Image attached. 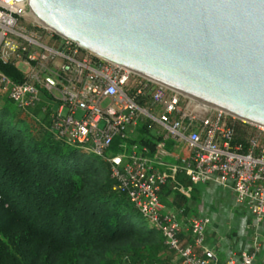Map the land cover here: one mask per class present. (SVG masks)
<instances>
[{"label":"built area","instance_id":"built-area-1","mask_svg":"<svg viewBox=\"0 0 264 264\" xmlns=\"http://www.w3.org/2000/svg\"><path fill=\"white\" fill-rule=\"evenodd\" d=\"M28 15L17 1L0 0V66L22 74L16 81L0 69V91L23 111L38 104L40 88L56 100L48 129L110 163L115 188L159 230L174 252L172 264H254L256 245L222 263L199 255L195 249L203 245L208 218H186L183 208L164 211L160 192L168 181L186 194L196 183L213 180L230 187L236 201L264 222V127L239 120L245 128L237 131L234 117L106 61L48 28L27 24ZM146 93L149 100L140 105L137 98ZM152 123L186 150L167 172L154 170L153 160L135 143L129 154L107 155L117 135ZM179 173L187 184L176 179Z\"/></svg>","mask_w":264,"mask_h":264},{"label":"trees","instance_id":"trees-1","mask_svg":"<svg viewBox=\"0 0 264 264\" xmlns=\"http://www.w3.org/2000/svg\"><path fill=\"white\" fill-rule=\"evenodd\" d=\"M0 69L22 81L15 67ZM39 92L23 111L0 91V264H172L159 230L115 188L110 163L48 129L57 102ZM131 142L117 135L107 155Z\"/></svg>","mask_w":264,"mask_h":264},{"label":"water","instance_id":"water-1","mask_svg":"<svg viewBox=\"0 0 264 264\" xmlns=\"http://www.w3.org/2000/svg\"><path fill=\"white\" fill-rule=\"evenodd\" d=\"M13 1L94 55L264 127V0Z\"/></svg>","mask_w":264,"mask_h":264},{"label":"crops","instance_id":"crops-1","mask_svg":"<svg viewBox=\"0 0 264 264\" xmlns=\"http://www.w3.org/2000/svg\"><path fill=\"white\" fill-rule=\"evenodd\" d=\"M151 125L156 127L157 130L148 129V127L144 125V127L141 128L143 130H138L137 127V131L133 132L132 130L131 132L124 134V136L139 140L138 143L145 149L146 156L153 160L154 170L167 172L169 169L168 166L175 163L177 157L186 155V150L181 144L176 143L175 141H173L172 148H168L164 141V136H161V132H159L165 131L154 123ZM161 148H163V151H161ZM155 153H158L159 160L153 159L154 156H156ZM161 153L163 156H161ZM176 179L182 184H187L188 181L181 173L176 175ZM170 184L171 182L168 181L163 187L164 189L161 190L160 201L163 205L164 211L174 208H183L186 217L199 216L206 217L209 220L204 232L203 245L202 247L195 249L199 255H204V257H214L219 263H222L229 258H235L240 252H249L253 250V246L256 245L258 246V251L255 254L254 264H264V222H258L255 220L249 210L243 204L236 201L235 194L230 187H223L213 180L198 182L193 185L191 196L187 198L184 194L179 192L176 193L172 189H168ZM213 199H216V201L233 202L236 208L238 207L245 210L247 213V217L244 221L246 228L248 230L254 227L256 229L260 228L262 231L260 232L259 237L255 238V240L253 236L246 239L244 236L242 237L241 235H238V230L233 228H229L222 233H216L215 230H211L209 227L211 222L206 212L209 203ZM179 201H181V203H179ZM177 204L180 205L177 206ZM209 230L211 231V239H209ZM231 238H235L234 244L230 242Z\"/></svg>","mask_w":264,"mask_h":264},{"label":"rangeland","instance_id":"rangeland-1","mask_svg":"<svg viewBox=\"0 0 264 264\" xmlns=\"http://www.w3.org/2000/svg\"><path fill=\"white\" fill-rule=\"evenodd\" d=\"M25 22L27 24L33 23L36 26L41 27V25L39 23H37L31 15H28V16L25 17ZM231 121L233 122V124L237 128V131L243 130L245 128V127H243L241 125L240 121L237 120L236 118L235 119H231ZM148 129L157 130V128L153 127L152 125L148 126ZM134 131H137V128L134 129L133 132ZM159 132H161V136H164V141L166 142V146L168 148H172V144L174 143L173 140L171 138H168V136L165 134V132H163V131H159ZM131 144H133V142H131ZM131 144L129 143L128 145H125L122 148L121 153H123L125 155L129 154L130 151H131V146H130ZM135 144H138L139 146H141L138 142H135ZM161 151H163V148H161ZM155 155L156 156H154L153 159L154 160L155 159L159 160L158 153H155ZM161 156H163L162 153H161ZM184 188H185V186H184ZM191 190L187 191L186 194H184L187 198L191 196ZM206 214L208 215V217L210 219V222H211L210 226H209L210 229L211 230H215L216 233H222V232L226 231L229 228H233V229H237L238 230V233H237L238 235H241L242 237L244 236L246 239L248 237L250 238V237L253 236L254 240H255V238L259 237L260 232L262 231V230H260V228L256 229L254 226H252V227H254L255 229L254 228H252V229L250 228V230H248L246 228V226H245V223H244V221H245V219L247 217L246 211L243 210V209H240L238 207L236 208L234 206L233 202L216 201V199H213L209 203V207L207 209ZM189 217H191V216H189ZM210 232L211 231L209 230L208 231L209 239H211ZM230 242L234 244L235 243V238H231Z\"/></svg>","mask_w":264,"mask_h":264}]
</instances>
